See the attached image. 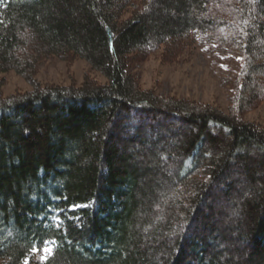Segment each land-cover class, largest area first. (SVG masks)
Returning a JSON list of instances; mask_svg holds the SVG:
<instances>
[{"label": "trees", "instance_id": "obj_1", "mask_svg": "<svg viewBox=\"0 0 264 264\" xmlns=\"http://www.w3.org/2000/svg\"><path fill=\"white\" fill-rule=\"evenodd\" d=\"M196 47L226 63V111L129 70ZM50 56L105 81L40 85ZM9 70L33 88L0 93V264H156L165 239L161 264H264V126L242 117L264 100V0H0Z\"/></svg>", "mask_w": 264, "mask_h": 264}, {"label": "rangeland", "instance_id": "obj_2", "mask_svg": "<svg viewBox=\"0 0 264 264\" xmlns=\"http://www.w3.org/2000/svg\"><path fill=\"white\" fill-rule=\"evenodd\" d=\"M233 60V59H232ZM238 62L239 59L234 58ZM227 69L222 56H212L200 47L186 49L177 57L170 60L163 59L161 52L155 51L146 58H138L129 66V70L137 77L142 88L153 90L159 96H172L175 98L194 100L206 103L226 111L230 105L233 90L221 84L219 76ZM85 76L99 82L104 77L93 70L89 64L80 58H60L50 56L40 62L36 67L33 80L40 85H79ZM33 85L13 70L0 74V93L9 96L17 92L32 90ZM244 120L252 121L264 126V100L245 111ZM226 212V211H225ZM224 211L217 210V216L222 217ZM146 227L142 233H147ZM148 240V239H147ZM150 243V241H147ZM166 243V244H165ZM155 250L151 258L156 264H161L162 257L168 255L167 239L160 243L151 244ZM145 247V248H144ZM148 246H144L146 249ZM49 251L42 253L45 257Z\"/></svg>", "mask_w": 264, "mask_h": 264}, {"label": "snow or ice", "instance_id": "obj_3", "mask_svg": "<svg viewBox=\"0 0 264 264\" xmlns=\"http://www.w3.org/2000/svg\"><path fill=\"white\" fill-rule=\"evenodd\" d=\"M44 251L47 253L49 251V249L45 248Z\"/></svg>", "mask_w": 264, "mask_h": 264}]
</instances>
